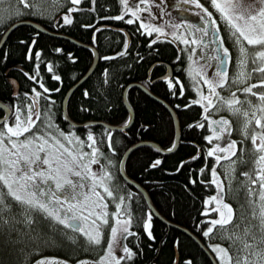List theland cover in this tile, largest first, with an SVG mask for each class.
Listing matches in <instances>:
<instances>
[{
    "label": "trees",
    "instance_id": "16d2710c",
    "mask_svg": "<svg viewBox=\"0 0 264 264\" xmlns=\"http://www.w3.org/2000/svg\"><path fill=\"white\" fill-rule=\"evenodd\" d=\"M120 9L119 0H96L95 5H92L91 0H81L77 10L71 14L73 23H63L56 28L57 33L92 45L98 52L93 71L70 92L66 102L67 114L76 122L96 120L112 125H122L129 116L123 103L124 88L131 82H141L146 85V78L151 76L153 87L150 90L167 101L177 114L180 123L179 143L177 148L169 153H161L152 145H140L134 148L125 160V172L147 191L153 205L166 220L188 229L199 238L214 255L218 264H221L220 257L210 247L214 243L227 247L235 259V251L229 241L220 238L214 232L205 237L196 227L200 222H203L204 227L208 224L203 208L204 200L216 191L211 175V167L216 155L209 156L205 151L214 143L205 139L211 130L204 119V108L202 105L191 103L189 99L195 91L193 77L187 72L188 53L182 46L176 45L171 40L160 39L150 44L152 35L144 33L138 23H129L127 19L115 18ZM185 10L190 12L188 8ZM184 13V10L179 11L181 16ZM45 23L48 29L52 28V25L48 24L50 22ZM121 25L124 28L119 27ZM57 47L62 48L63 52L56 53L54 49ZM29 49H32L33 53L39 51L40 56L36 57L33 54L29 59ZM68 53H72L76 59L69 58ZM114 53L121 54L113 55ZM177 56L180 57L179 60L176 59ZM92 59V51L87 47L38 31L29 25H17L10 30L0 47V101L8 107L9 102L14 101L13 93L19 92L21 104L26 105L29 97H26L24 93L31 92L35 83L27 73L37 75L48 89L56 90L44 94L45 97L51 95L55 100V104L52 105V118L55 125L64 132L74 130L82 140H86L87 133L92 132L97 144L107 155L109 149L105 143L106 134L112 129L102 125L76 128L68 123L62 114L65 94L86 73ZM37 61L39 68L36 67ZM47 61H53L54 73L48 72ZM166 64L172 68V77L178 76L183 82V95H172L163 79L154 81L155 77L165 71ZM56 74L61 76V80L54 79ZM126 99L133 110V121L127 128V135L113 133L117 153L111 158L114 161H120L130 145L142 140L154 141L162 148L170 147V141L174 142L175 131L168 110L138 87H128ZM38 103L43 108L46 99L42 98ZM185 104L188 105L187 108L181 107ZM43 119L44 116L41 115L37 119V125H40ZM200 123H203L205 127H198ZM190 124L193 126L189 127ZM42 128L41 126L39 130L41 131ZM231 130L232 140L237 141L236 147L240 157H238L235 176L226 197L233 206V220L228 224L233 227H243L245 224L258 225V186L251 185V188L257 191L254 197L257 203L252 204L248 195L250 180L243 175L244 172H249L254 178L255 169L252 170V166L256 152L250 135L247 137L243 135L240 124ZM258 130L259 128L254 125L248 128L249 133ZM212 141L214 142L215 138ZM85 150L90 151L86 146ZM198 151H201L202 155L194 161L189 160V157ZM157 156L162 163L154 168L149 167ZM181 161H185L183 166L180 164ZM201 167H204L202 173ZM109 171L119 179V185H121L119 190L121 195L118 196L117 203L120 202V196L125 197L120 209L115 207L114 213H117L116 216L121 221L129 214L132 217L130 227L133 234L127 236L125 241L138 251L132 264H173L176 252L181 261L186 256H191L195 264H212L205 252L190 236L176 227L167 225L156 216H152L151 221V231L155 239L148 237L143 228V220L147 217L149 208L143 195L121 177L118 162L114 163ZM191 178H195L196 183H191ZM8 202L13 204L11 215L19 216L23 209H20L11 198ZM253 211L256 212V216L252 215ZM32 215L36 221L33 227L49 233L52 239L38 243L25 239L22 243H13L8 237L5 225L0 221V264H35L36 261L44 257H53L55 254L56 257L70 258L76 255L92 256L96 252L97 247L94 246L91 250L75 236L73 240L65 238V233L74 235L75 231L55 225L40 211H34ZM207 215L209 216V213ZM17 227H23V225H17ZM214 231L217 233V230ZM177 239H179L178 246L175 243Z\"/></svg>",
    "mask_w": 264,
    "mask_h": 264
},
{
    "label": "snow or ice",
    "instance_id": "6c2138e0",
    "mask_svg": "<svg viewBox=\"0 0 264 264\" xmlns=\"http://www.w3.org/2000/svg\"><path fill=\"white\" fill-rule=\"evenodd\" d=\"M156 2L157 0H119L121 9L115 18L127 19L129 23H138L143 32L149 36L155 33L156 40L171 36L182 40L186 46L193 45L188 57L191 61L192 54L198 55L197 48L207 43L209 30L216 25L213 11L201 4L200 0H188L189 3L197 4L202 10L201 19L203 24L197 25L187 19L153 23L152 18L159 15L152 11V5ZM91 3L95 5L96 0H91ZM19 4L47 14L58 28L60 24L56 21L59 18H62L64 24L73 23L71 13L77 10L80 0H67V4L70 6L65 5V0H37V3L34 4H30L29 0H18ZM210 5L212 9L219 12L220 18L224 19L231 29L238 31V42L242 36L248 45L257 47L258 50L251 55L252 63L258 64V69H253V71L258 70L264 73V0H258V4L256 0H247V2L245 0H210ZM62 8L66 10L61 11ZM21 11L22 9L17 7V12ZM93 11H95L94 7ZM145 12L150 14L147 20L143 16ZM57 13H59V16H57ZM182 26L188 28L191 33L190 38L178 31ZM168 27L172 29L170 32ZM149 43L152 44L154 41L150 39ZM124 47L127 48L126 41ZM54 51L61 53L63 49L57 47ZM248 51L243 43H239L241 58L237 60L238 65L248 63ZM33 54L36 57L40 56L39 51L33 53V50L29 49L28 58L31 59ZM120 54L114 53L113 55ZM68 56L72 60L76 59L72 53H68ZM229 56V49L224 47L223 54L216 57V72L213 78H210L202 67L196 72L191 64L189 65L188 75L203 77L202 83L206 84L208 88V93L205 95L200 91V86H197L200 97L194 100L189 99L193 104L204 105V119L207 121V127L211 130L210 134L205 136L207 141H212L214 137L219 141L226 133L231 131V121L224 116L218 118L209 116V108L215 105V110L218 111L220 108L226 107L230 112L242 114L244 117L243 135L246 137L250 135L256 152L254 176L258 179L252 178L249 172H244L243 175L250 180L248 195L252 204L257 203L254 199L257 191L253 190L251 185H258L259 217L258 225L245 224L243 233L239 231L227 233L226 238L232 240L234 244L237 239L241 241L235 259H233L229 249L222 244L214 243L210 247L220 257L221 264H264V91L254 92L255 85L247 84L238 90L233 89L229 96L222 95L218 89L220 86H228V73L223 65L227 62ZM176 59L179 60L180 57L177 56ZM202 59H205L206 62V58ZM36 67L39 68L38 61ZM47 70L49 73H54L53 61H47ZM27 75L35 81L31 92L24 93L26 97H29V102L26 105L21 104L19 100L20 93L14 92V101L9 102L6 110L0 109V113H2L0 114V181L3 184V187H0V221L5 225L9 239L13 243H22L25 239L37 243L42 240L50 241L52 237L49 233L33 227L36 221L32 213L40 211L44 216L58 222V224L65 225L68 229H78L79 233L83 234L85 245H93L101 249L97 259L85 258L76 261V264H132L134 257L138 255V251L125 242L126 237L133 234L130 227L132 217L130 214L127 215L123 222L117 218L116 222L110 226V233L105 237L103 225L109 224L106 214L107 204L99 191L102 188L103 193H106L108 197L115 198L114 190L107 183L112 177L109 169L114 163H123V161H114L111 158L113 154L117 153L113 133H118L121 136L127 135L128 125L132 120L131 115L123 121L122 126L107 132L105 143L109 153L106 155L97 144L96 137L92 132H88L86 140H82L74 132H64L55 125L52 118V105L55 104V100L51 95L45 97L44 94L56 90L48 89L37 75L31 73H27ZM105 75L107 76V69ZM54 79L59 81L61 76L56 74ZM151 79L152 77L149 76L145 81L149 89L153 87ZM162 79L166 82V87L171 90L172 95L184 94V84L179 77L165 74ZM246 79V72L233 76V80L240 83H243ZM255 84L264 85V79L256 80ZM136 86L144 87V85H128V87ZM237 91L244 94H253L258 98L259 103H254L248 95L241 98L236 94ZM87 94V90H85V95ZM42 98L46 99L43 108L38 103ZM245 103L247 107L243 106ZM181 107L187 108L188 105H181ZM250 113L254 114L251 118ZM41 115L44 116V119L40 122V125H37V119ZM252 120H254L255 125L259 126V131L249 133L248 128ZM41 126L44 129L43 131L39 130ZM192 126L189 125V127ZM197 126L205 127L203 123ZM146 127L150 126L146 125ZM176 143L170 141V147L164 148L163 151H172L176 148ZM236 145V140H229L224 145L217 142L211 147H207L205 151L209 156L216 155L217 150L232 154ZM85 146L90 151H86ZM153 147L159 150V145H153ZM41 153H43V156H41ZM201 155L202 152L198 151L195 155L189 157V160L194 161ZM222 158V156L216 155L217 162ZM93 163L100 166L99 172L92 169L91 165ZM161 163L160 157L157 156L149 164V167L154 168ZM184 163L185 161H181V166ZM233 165H235V161H233ZM204 167H201V173L204 171ZM211 175L212 183L217 187V193L209 195L204 200V205H209L212 201H215L219 217H209L207 214L214 212V210L210 207L203 208L208 224L204 227L202 226L203 222H200L197 223L196 227L200 229L205 237L214 232V226L218 224L223 226L233 220V206L222 199L224 192L221 189V182L217 180L218 173L215 165L211 167ZM87 177L91 178L90 187ZM191 183H196L195 178H191ZM9 198L20 209H23L19 216L11 215L13 204L8 202ZM124 199V196L119 197L120 202L116 205L118 210ZM112 215L116 216L117 213H112ZM252 215L256 216V212L253 211ZM152 216L153 212L149 209L147 217L143 220V228L146 230L148 237L155 239L151 231ZM21 224L23 227L18 228L17 225ZM65 238L75 239L74 235L69 233H65ZM175 243L178 246L179 239ZM50 262L51 264H70L68 260H59L56 257L42 258L36 261L35 264H50ZM175 264H195V260L191 256H186L183 261L177 258Z\"/></svg>",
    "mask_w": 264,
    "mask_h": 264
},
{
    "label": "rangeland",
    "instance_id": "374dc122",
    "mask_svg": "<svg viewBox=\"0 0 264 264\" xmlns=\"http://www.w3.org/2000/svg\"><path fill=\"white\" fill-rule=\"evenodd\" d=\"M200 2L205 7H208L209 10L213 11V16L216 19V25L213 27L216 30H219V36H220L219 39L221 40L220 31L223 30L227 39H229L230 40L229 42L232 44L233 52L237 56L236 63H235L236 69L233 73V76L239 75L241 72L247 73V79L244 80L243 83H240L238 81H234L233 76H232L231 77L232 81L231 82L228 81V86L227 87L220 86V88L218 90L221 92V94H224V96H229L233 89L238 90L240 87L246 86L247 84H254L255 85L254 89H253L254 92L264 91L263 85L255 84L256 80L264 79V73H262L258 70L253 71V69H255V68L258 69V64H253L252 60H251L252 53H254V51L258 50L257 47L252 46V45H248L247 41L244 40L242 36L240 37V41L238 42L237 41V36L239 35L238 31L235 29H231L227 25L226 21L224 19L220 18L219 12L212 9V7L210 5V0H200ZM245 2H247V0H245ZM256 2L258 4V0H256ZM190 7H192L193 9ZM183 8L184 9H187V8L192 9L189 12L190 14H192V13L196 14L197 12H199V13L202 12V10L199 8V6L197 4L189 3L188 0H157V2L152 5V11L158 13L159 15L157 17H153L152 22L153 23H163L165 20L179 21L180 19H186V17H182L181 15H179L180 9H183ZM161 10H162V14H161ZM143 16L147 20V19H149L150 14L148 12H145V13H143ZM189 21L192 22V20H189ZM171 30L172 29L170 27H168V31L170 32ZM178 31L184 33L185 35H188V32H189V30L186 26H182V28L179 29ZM152 37H153L152 40L156 41V39H155L156 34L155 33L152 34ZM166 40H171L173 42H176L178 45L182 46L187 51L188 57H189L190 50H191V47H193V45L186 46V45H184L182 40H180L176 37H171V36H168V38H166ZM239 43H243V45L245 47H247L249 50L248 51V63L244 64V65H238L237 64V60L241 58V54L239 53ZM198 56L199 55L192 54V60L189 61V59H188V61H187V69L189 68L190 64L196 72H198L201 67L203 68V66L200 64V62L197 61ZM205 72L209 75L210 78H213V77H215L216 69L215 68L211 69V67H210L207 69V71L205 70ZM202 79H203V77H200L198 75L193 77V80H194V82H193L194 86L193 87H194V91H195V94L191 97V99H193V100L198 99L200 97V91H202L205 95H207V93H208L207 85L202 83ZM197 86H200V91H197ZM236 94L239 95L241 98H243L245 95H248L249 99H251L254 103L259 102L258 98L256 96H254L253 94H244V93H241L239 91H237ZM201 105L204 108V105L203 104H201ZM243 106L247 107V104L245 103ZM208 115L213 117V118H218L220 116L227 117L231 121V124H230L231 128H235V126L238 124H240V127H242L243 120H244V117L242 116V114H238V113L234 114V113L230 112L226 107L220 108L218 111L215 110V105L212 108H209ZM252 115H254V114L250 113V118L252 117ZM251 123H253V125L255 127L259 128V126L255 125L254 120H252ZM251 123L249 124V126L251 125ZM43 130L44 129L42 128L41 131H43ZM231 131L226 133L225 136L222 137L219 141H217V139L214 137L215 141L214 142L211 141V143L215 144V143L219 142L222 145L227 144L228 141L232 140V138H233ZM70 132H74L75 135L79 136V134H77L74 130L70 131ZM73 144L75 145V141H73ZM216 155H220L223 157L218 162L215 158V161H213L214 162L213 165H215V167H216V171L218 173L217 180H218V182H221V189L224 192L222 199L225 202L229 203L227 201L226 197H227V193L230 191V186H231L232 181H233L234 176H235V168H236V166L238 164V160H239L238 157H240V156H239L237 147L235 148V150L232 154L220 152L219 150H217ZM233 161H235V165H233ZM91 167L93 170H100V166L96 163H94V165L92 164ZM253 169L256 170L255 164H253V166H252V170ZM254 178H256V177L254 176ZM256 179H258V178H256ZM253 185L258 186L255 184H253ZM110 186L112 188V183H110ZM0 187H3V185L0 184ZM215 187H216V185H215ZM216 193H217V187H216V191L213 195H215ZM205 207H210L215 211V212H209V217H213V216L216 218L219 217V211L216 210L215 201H212L209 205H205ZM121 222H123V220ZM243 229H244V225H243V227H241V226L233 227V226H230L228 223L223 225V226H221L219 224L214 226V230H217V233H216V231H214V233L216 235H218L220 238H223V239L225 238L227 241H229L231 247H233V249L235 251V255H234L235 258H236L237 249H238V247H240L241 241L239 239H237L236 243L234 244L232 242V240L227 239L226 236H227V233L234 232V231H239L240 233H243ZM82 240L84 241L83 237H82ZM83 241H81V243L83 245H85V243ZM87 246H89L91 250L94 247L93 245H87ZM95 247H97V246H95ZM100 252H101V249L99 247H97L96 252H94L92 254V256L80 257V256L76 255V256H70V259L73 261V263H76V261L82 260L85 258L95 259L93 256L96 253L100 254ZM44 258H46V257H44Z\"/></svg>",
    "mask_w": 264,
    "mask_h": 264
},
{
    "label": "flooded vegetation",
    "instance_id": "af4514ba",
    "mask_svg": "<svg viewBox=\"0 0 264 264\" xmlns=\"http://www.w3.org/2000/svg\"><path fill=\"white\" fill-rule=\"evenodd\" d=\"M29 2H30V4H34V3H37V0H29ZM65 5L70 6L67 4V0H65ZM17 7H20L22 9V11L17 12ZM64 10H66V9L65 8L61 9V11H64ZM180 10L185 11V13H184V15H182V17H186L187 20H192V22L197 24V25L203 24V20L201 19V13L197 12L196 14H194V13L190 14L189 11L187 12V10H185V9H180ZM57 16H59V13H57ZM22 20H33L39 24H42L43 26L45 25L44 27H46L45 22H50L48 24L49 25L51 24L52 28L49 30L51 32H56V28H57L56 23L52 22L49 19V16L47 14H43L42 11L31 8V7H25L23 4L18 5V0H0V32H1L0 39H1L2 35L12 25H14L17 21H22ZM56 22H58L59 24H63L62 18H59ZM119 27L124 28V26H122V25ZM220 35H221V40L219 39L220 38L219 30H216L214 27H212L209 30V32L207 34V37H208L207 43H205L201 47L197 48V53L199 55L197 58V61H199L200 64L203 66L204 71L205 70L207 71V69L210 67H211V69H214V68L216 69V57H217V55H222L223 54V48L227 47L229 49L230 56H229L227 62L223 65V67L227 69L228 78H229L234 73V71L236 69L235 62H236L237 56L233 52L232 44L229 42L230 40L227 39L223 30L220 31ZM187 36H189V38H190L191 33L188 32ZM174 43L176 45H178L176 42H174ZM202 58H206V62H205V59H202ZM166 65H168V64H166ZM167 70L168 69L165 68V71L163 73H165ZM172 75H173V72L171 73L170 76H172ZM175 77H178V76H175ZM41 156H43V153H41ZM95 171L99 172L100 170H95ZM87 179L89 180V187H90V179L91 178L87 177ZM107 183L109 185H110V183H112V189L115 191V198L114 197H108L106 195V193H103L102 188L99 189V191L101 192V195L104 197V200L106 201V204H107L106 214L108 216L109 224L103 225V231H104L105 237H107V235L110 233V226L112 224H114L116 222V219L118 218L117 216H113L112 213L116 207V204L118 201L117 198L119 195H121V191H119V190H121V185H119L120 182H119L118 178L114 177L112 174L111 180H108ZM0 184H2V181H0ZM48 220L57 226L66 227L65 225L58 224V222H55L54 220H51L49 218H48ZM71 231L72 232L75 231L74 236L77 237V239L79 241H83L82 240L83 234L79 233L78 229H71ZM98 255H99V253H96L93 257L95 259H97ZM58 256H60V255H58ZM53 257H56V254ZM56 258L59 260H68L70 262V264H76V263H73V261L69 257L68 258L67 257H63V258L56 257ZM50 264H51V262H50Z\"/></svg>",
    "mask_w": 264,
    "mask_h": 264
},
{
    "label": "water",
    "instance_id": "95a60500",
    "mask_svg": "<svg viewBox=\"0 0 264 264\" xmlns=\"http://www.w3.org/2000/svg\"><path fill=\"white\" fill-rule=\"evenodd\" d=\"M20 24H25V25H29L35 29H37L38 31H41V32H44V33H47V34H50V35H53V36H57V37H61V38H65V39H68V40H71L72 42L80 45V46H84V47H87L89 49H91L92 51V54H93V59H92V63L90 65V67L88 68V70L86 71V73L71 87L69 88V90L67 91V93L65 94L64 98H63V102H62V114H63V117L65 118V120L70 123L72 126L76 127V128H81V127H85V126H89V125H102V126H105L109 129H114V128H117V127H120L122 125H112V124H109V123H106V122H103V121H96V120H84V121H81V122H76V121H73L67 114V111H66V102H67V98L70 94V92L76 87L78 86L79 84H81V82L93 71L96 63H97V58H98V52L96 50V48L92 45H89V44H84V43H81L75 39H72L71 37L67 36V35H64V34H61V33H57V32H51L49 29H47L46 27H44L42 24H39L33 20H22V21H17L14 25H12L1 37L0 39V47L1 45L3 44L5 38L7 37L8 33L10 32V30L17 26V25H20ZM167 71L165 73H163L162 75L156 77L154 80H158V79H162L163 75L165 74H168V75H171L172 71H171V66L170 65H167ZM128 85H144L143 83L141 82H131L129 83ZM128 85L124 88L123 90V103L129 113V115H131L132 117V120L131 122L129 123V125L132 123L133 121V117H134V114H133V110L132 108L130 107V104L128 103L127 99H126V92H127V89H128ZM138 87L139 89H141L145 94H147L148 96H150L151 98L155 99L156 101L160 102L167 110L168 112L170 113L171 115V118H172V121H173V125H174V131H175V136H174V142H177L176 143V148L178 146V143H179V139H180V123H179V119L177 117V114L175 112V110L173 109V107H171V105L165 101L164 99H162L161 97L157 96L156 94H154L147 86L144 85L143 88L139 87V86H136ZM8 107L0 101V109H4L6 110ZM128 125V126H129ZM140 145H159L158 143L154 142V141H150V140H142V141H138V142H135L133 143L132 145H130L126 150L125 152L123 153L120 161H123V163H119V173L121 175V177L131 186H133L135 189H137L138 191L141 192V194L143 195L147 205H148V208L152 210L153 212V216H156L157 218H159L160 220H162L163 222H165L167 225L169 226H173V227H176L178 229H180L181 231H183L185 234H187L188 236H190L199 246L200 248L205 252V254L208 256V258L211 260L212 264H217V260L215 259L214 255L209 251V249L201 242V240L199 238H197L193 233H191L188 229L182 227V226H179V225H176V224H173L171 222H169L168 220H166L158 211L157 209L155 208V206L153 205L147 191L139 184L137 183L135 180H133L132 178H130L126 172H125V167H124V164H125V160L127 158V155L136 147L140 146ZM175 148V149H176ZM164 148H162L160 145H159V151L161 153H169V152H165L163 151ZM175 149H173L172 151H174ZM170 151V152H172ZM178 258V253L176 252L175 254V260ZM175 260H174V263L175 264Z\"/></svg>",
    "mask_w": 264,
    "mask_h": 264
}]
</instances>
